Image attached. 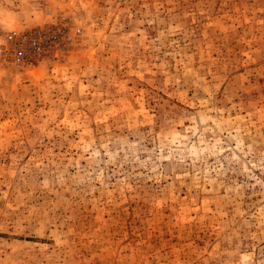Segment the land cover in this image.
Returning <instances> with one entry per match:
<instances>
[{"label":"rangeland","instance_id":"rangeland-1","mask_svg":"<svg viewBox=\"0 0 264 264\" xmlns=\"http://www.w3.org/2000/svg\"><path fill=\"white\" fill-rule=\"evenodd\" d=\"M0 264H264V0H0Z\"/></svg>","mask_w":264,"mask_h":264},{"label":"built area","instance_id":"built-area-1","mask_svg":"<svg viewBox=\"0 0 264 264\" xmlns=\"http://www.w3.org/2000/svg\"><path fill=\"white\" fill-rule=\"evenodd\" d=\"M48 38L42 30L29 34L6 32L0 37V58L10 57L17 63L36 61L45 52Z\"/></svg>","mask_w":264,"mask_h":264}]
</instances>
